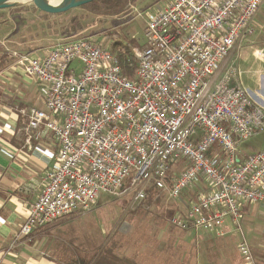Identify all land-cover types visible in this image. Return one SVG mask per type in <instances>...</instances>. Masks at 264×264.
Masks as SVG:
<instances>
[{
  "label": "built area",
  "instance_id": "2783aa9c",
  "mask_svg": "<svg viewBox=\"0 0 264 264\" xmlns=\"http://www.w3.org/2000/svg\"><path fill=\"white\" fill-rule=\"evenodd\" d=\"M263 1L174 0L149 13L133 78L108 47L87 38L14 52L44 90L43 109L21 111L27 142L52 135L58 153L13 244L90 212L102 193L131 189L142 202L146 184L174 199L201 184L204 192L171 219L182 231L222 237L228 221L241 230L243 207L264 202V151L242 155L235 137L263 130L264 108L231 84L237 71L224 62L255 33ZM240 251L250 257L245 238Z\"/></svg>",
  "mask_w": 264,
  "mask_h": 264
},
{
  "label": "crops",
  "instance_id": "0c3cea01",
  "mask_svg": "<svg viewBox=\"0 0 264 264\" xmlns=\"http://www.w3.org/2000/svg\"><path fill=\"white\" fill-rule=\"evenodd\" d=\"M252 25L255 33L236 44L224 67L236 69L231 84L247 91L264 108V1ZM34 103L44 108L43 87L17 66L14 51L0 42V264H92L101 250L75 249L72 239L66 242L77 217L36 228L29 238L13 244L58 153L52 135L27 142V121L21 111ZM243 214L241 229L249 258L241 254L238 229L228 221L222 237L203 232L193 239L188 236L192 231L177 233L176 253L170 254L173 264H264V202L246 204Z\"/></svg>",
  "mask_w": 264,
  "mask_h": 264
},
{
  "label": "rangeland",
  "instance_id": "374dc122",
  "mask_svg": "<svg viewBox=\"0 0 264 264\" xmlns=\"http://www.w3.org/2000/svg\"><path fill=\"white\" fill-rule=\"evenodd\" d=\"M173 1L135 0L124 14L117 17L94 16L74 10L64 16L50 17L49 21L32 2L25 1L0 11V42H5L10 51L39 54L57 44L89 38L108 48L112 43L120 49L126 46L133 56L135 66L133 49L145 45L148 14L164 9ZM51 24L56 28L49 30L48 25ZM67 27L69 32L65 34L63 28L66 31ZM39 39L42 41L38 42ZM36 87L39 92V86ZM25 104L30 106L28 104L31 102ZM235 142L242 155L264 151V129L247 141L235 137ZM182 168L181 165L175 168L174 174ZM142 186L147 192L152 190L153 193L146 201H137L135 191L131 189L114 194L102 193L90 212L72 215L77 218L68 232L66 242L72 239L70 243L74 244L75 249H104L133 264H173L170 254L176 253V234L183 231L173 226L171 219L176 214L185 213L191 202L204 190L201 184H196L181 198L174 199L167 189L158 191L151 184ZM238 232L241 243L246 237L243 229H238ZM201 233L192 231L188 236L194 239Z\"/></svg>",
  "mask_w": 264,
  "mask_h": 264
},
{
  "label": "trees",
  "instance_id": "16d2710c",
  "mask_svg": "<svg viewBox=\"0 0 264 264\" xmlns=\"http://www.w3.org/2000/svg\"><path fill=\"white\" fill-rule=\"evenodd\" d=\"M135 2V0H94L82 7H79L74 10H79V11H84L89 14H92L94 16H101V17H117L126 12V10L129 9V7ZM34 8V7H33ZM35 9V8H34ZM74 10H71L69 12H72ZM2 11V10H0ZM67 12V13H69ZM43 15L47 16V21H49V18H55V17H60L64 16L63 14L60 15H50V14H45L42 13ZM66 14V13H65ZM55 25H48L49 30L55 29ZM48 30V31H49ZM64 33L66 34L69 32V28L65 29L63 28ZM89 39V38H87ZM95 41V40H94ZM97 42V41H96ZM98 43V42H97ZM118 59L119 63L123 69V74L127 76V78H133L134 77V72L136 69V65L134 66V59L133 56L126 46H123V48H119L118 46L115 45V43H112L110 48H108ZM241 156V155H239ZM242 157V156H241ZM172 177V173L168 176L166 179V182L168 186H171V180L170 178ZM152 187L155 190H158L156 186L152 185ZM152 190L151 191H146V197L144 201L148 199L150 195H152ZM143 202V201H142ZM243 213V211H242ZM181 214V213H180ZM243 216V215H242ZM192 230H187L183 232H190ZM91 264V263H89ZM92 264H133L132 261L130 260H124L119 257H117L115 254H112L109 251H105L104 249L99 253L97 259H95Z\"/></svg>",
  "mask_w": 264,
  "mask_h": 264
},
{
  "label": "water",
  "instance_id": "95a60500",
  "mask_svg": "<svg viewBox=\"0 0 264 264\" xmlns=\"http://www.w3.org/2000/svg\"><path fill=\"white\" fill-rule=\"evenodd\" d=\"M12 0H0V10L9 9L16 6V3H12ZM33 3L34 7L39 11L50 14V15H60L65 14L71 10L82 7L94 0H54L60 3L57 6H51L48 0H26Z\"/></svg>",
  "mask_w": 264,
  "mask_h": 264
},
{
  "label": "bare ground",
  "instance_id": "6f19581e",
  "mask_svg": "<svg viewBox=\"0 0 264 264\" xmlns=\"http://www.w3.org/2000/svg\"><path fill=\"white\" fill-rule=\"evenodd\" d=\"M26 0H12L11 2L12 3H16V4H20V3H23L25 2ZM48 3L51 5V6H57L60 2L59 1H54V0H48Z\"/></svg>",
  "mask_w": 264,
  "mask_h": 264
}]
</instances>
